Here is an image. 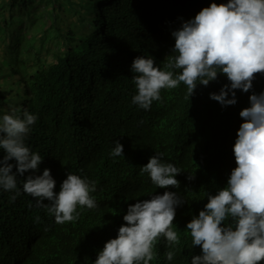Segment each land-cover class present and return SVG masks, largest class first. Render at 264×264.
Instances as JSON below:
<instances>
[{
  "label": "trees",
  "instance_id": "1",
  "mask_svg": "<svg viewBox=\"0 0 264 264\" xmlns=\"http://www.w3.org/2000/svg\"><path fill=\"white\" fill-rule=\"evenodd\" d=\"M213 2L228 0H0V48L7 56L0 77L19 78L23 109L38 117L25 139L43 158L37 174L50 169L57 193L68 173L94 181L98 205L78 207L74 222L56 223L23 192L24 177H18L15 201L14 191L0 188V264H94L125 224L128 206L165 191L185 201L173 222L180 243L169 249L159 238L150 264H191L201 254L186 225L209 194L226 186L220 171L235 159L227 139L237 134L250 95L264 91V75L249 92L236 90L232 106L210 98L229 83L218 75L207 87L198 85L190 99L183 83L162 90L161 100L144 110L132 103L131 65L151 55L163 69L175 55L171 33ZM11 100L21 103L0 84V117ZM116 140L124 156L110 155ZM156 151L181 170L179 188H157L141 173Z\"/></svg>",
  "mask_w": 264,
  "mask_h": 264
},
{
  "label": "clouds",
  "instance_id": "2",
  "mask_svg": "<svg viewBox=\"0 0 264 264\" xmlns=\"http://www.w3.org/2000/svg\"><path fill=\"white\" fill-rule=\"evenodd\" d=\"M176 19L181 21L180 16ZM171 35L175 39L171 52L175 55L163 69L151 55L138 56L132 62L137 90L132 103L144 110L161 100L162 90L183 83L190 99L198 85L207 87L218 75L226 76L229 83L219 93H210V98L222 106H232L237 103L236 90L249 92L256 76L264 75V0L213 2L194 19L182 22ZM1 56L5 55L0 48V63L7 59ZM0 84L21 101L17 104L11 100L9 105L5 102L0 117V188L14 191L10 200L15 201L20 195L17 178L24 177L23 192L59 224L76 221L78 207L96 208L91 195L96 191L94 181L68 173L57 193L50 169L37 174L43 158L26 146L25 139L38 117L23 109L19 78L3 74ZM249 102L250 106L239 113L243 122L237 134L227 139L233 145L235 159L230 158L228 168L220 171L226 186L209 194L203 210L186 225L193 247L201 248L200 255L191 257V264H264V91L253 92ZM123 151L116 140L110 155L124 156ZM173 164L156 151L141 166V173H147L157 188L177 189L180 181L176 176L181 170ZM150 197L128 206L123 216L125 224L119 227L117 237L109 239L98 252L94 264H150L159 238L166 239L169 249L180 243L173 222L176 208L185 201L174 191ZM165 255L172 261L175 252L169 250Z\"/></svg>",
  "mask_w": 264,
  "mask_h": 264
},
{
  "label": "rangeland",
  "instance_id": "3",
  "mask_svg": "<svg viewBox=\"0 0 264 264\" xmlns=\"http://www.w3.org/2000/svg\"><path fill=\"white\" fill-rule=\"evenodd\" d=\"M43 53H45V52H43ZM5 58V56H1V59H4Z\"/></svg>",
  "mask_w": 264,
  "mask_h": 264
}]
</instances>
